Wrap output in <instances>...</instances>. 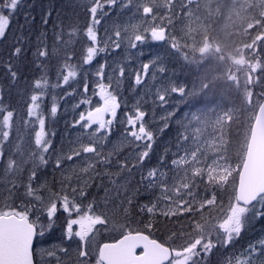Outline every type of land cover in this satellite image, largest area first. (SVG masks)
<instances>
[{
    "label": "trees",
    "instance_id": "16d2710c",
    "mask_svg": "<svg viewBox=\"0 0 264 264\" xmlns=\"http://www.w3.org/2000/svg\"><path fill=\"white\" fill-rule=\"evenodd\" d=\"M6 2L9 0H0V13L9 16L6 34L0 38V99L3 100V104H0V115L4 117L11 111L13 116L9 121L8 148L4 143L0 146L3 151L0 157V183L10 184L14 182V178L16 183L15 187L12 185L11 189H8L9 192L0 190V205L12 206L19 201L18 197H28L25 195V187L21 185H23V180H28L34 167L37 168L39 174L36 182L41 177L42 183L45 180V185L47 180L53 184L55 189L60 185L59 182H53L60 175L55 172L57 169L52 160L47 161L46 168H44L38 158L35 161L31 158L33 150L36 149L32 134L25 137V143L20 149L14 145L20 142L17 140L16 129L33 121V117L27 114L25 101L29 100L33 94L35 81L37 79L42 81L38 91L42 92L43 96L38 103L41 104L42 113L45 115V125L51 126L50 132H45L48 137L51 136L52 141V146L45 154V159L49 156L63 159L71 154L67 149L71 147V141L65 133L71 129L74 121L78 120L82 113L85 115L90 107L96 106V104H91L94 99L88 101L86 98L90 99L93 95L92 90L96 87L94 81L100 66L103 65L104 79L110 82L109 89L117 95L119 107L116 120L118 122L115 128H111L110 137L101 140L100 151L108 156L115 149L119 155L113 153L110 159L104 164H99L95 171L88 174L83 173L84 167L76 168L72 173V182L68 186H65L63 182L64 193L67 195L70 189L83 188L86 198L80 197L79 193L75 192L78 196L77 203L83 209L79 213L83 215L87 212L108 218L106 225H97L101 231V242L113 240L125 232L140 231L172 248L183 245L189 238L187 234L192 232L189 223L193 219V214L180 212L178 210L180 202L177 200L173 203L176 196L173 194L168 198L169 202L164 203L165 207L156 205L155 212L150 214L146 208L150 203L155 202L152 195L156 194L159 189L157 186L148 188L139 183L141 176H144L139 168L161 165L162 162L158 160L162 154L161 151L167 152L170 147L178 146L177 135L180 130L185 129L181 126L174 127L173 121H182L187 114L186 122H191V124L197 121L204 122L207 119L205 112L211 113L215 117L216 124H220H215V126L224 139L215 155H221L223 148L225 154L230 155L235 164L241 163L240 159L243 157L249 132V124H246L243 110L248 101L250 88L248 82L232 77L231 72L238 60L242 59L254 64L257 59L262 58L263 51H261L260 41L256 45H253V41L264 32V0H253L250 3L247 0H184L188 7L184 9L183 15H180L178 4L174 5L173 9H165L164 0H156V15L166 16L171 11L177 14L178 18L173 20L171 26L168 25L167 19L160 21V19L154 20L152 16L145 17L142 9L137 12L138 2L152 4V0H132L129 7L122 6L120 0H117L114 5L108 4L107 0H98L100 7L96 16L100 18V21L102 20V23L96 26L98 39L105 31L111 32L115 28L108 29L105 26L107 20L119 22L116 28L125 32L126 35L119 48L115 47L113 41L99 43L97 47H104L105 51L97 52L93 60L87 64L84 63L86 37L83 33L92 19V14L88 9L92 7L93 0H18L15 10L3 11V5ZM123 3L127 4L128 0H123ZM176 3L177 0H173V4ZM216 5H219V11H230L231 9L232 17L238 20V24L233 25V31L232 29L227 31V36L234 41L232 47L227 50L223 47V42H226L224 37H227H223L221 32L218 33L220 27L218 21L221 15L215 16ZM134 17H141L142 20L130 27L128 20H133ZM157 24L165 26L169 34L175 31L180 38L178 51L170 47V40L152 41L150 33L144 41L137 42L136 47H131L128 38L134 32L143 34L145 27L150 28ZM61 32L62 38L58 39L57 34ZM217 38L220 39V44L217 49H214V40ZM15 47L22 48V53L18 59L12 61L14 65L12 70L18 72L17 79L12 80L7 62L9 54L14 52ZM41 50L47 52L45 57H38L37 53ZM226 55H228L227 62H224ZM144 64L149 65L147 75L144 72ZM226 65H228L227 71H225ZM120 67L126 69L122 76L114 71L115 68ZM70 70L76 71V76L70 77L69 81L64 83L63 76L67 75ZM137 74L141 77L140 84L135 82ZM45 80L47 83H43ZM169 80L173 82L172 85H182L185 89L184 95L178 103H175L170 97L173 94L167 96L170 91L166 94L170 107L178 110L170 116L173 121L167 122V127L163 126L156 134L154 133L151 143H157L160 138L169 141L166 142V146H163L164 148L157 145V148L155 147L156 149L142 163L132 160L130 154L133 137L127 134L124 136L127 140H124L122 135H115V133H123L126 130V109L129 110L127 111L129 115L134 112L137 105H140V110L147 114L146 120H153L154 126L157 123H164V120L155 121L156 112L153 107L156 102L150 103L149 100L158 98V94ZM96 99L100 101L98 97ZM133 99L135 107L131 110L129 101ZM260 99H262L261 93L257 100L260 101ZM53 103L57 106L54 116L50 111ZM233 108L239 113L236 111L234 113ZM250 110H254V107ZM238 115H241V118ZM1 118L0 116V120ZM2 125L4 123L0 122V127ZM186 132L189 137L188 141H190L191 133ZM89 135L88 130L83 131L86 143ZM141 142L148 143L146 140H141ZM167 155L168 153L165 154ZM7 156H10L16 164L13 168L4 170V165L8 163ZM88 156L91 162V154ZM125 158H128L130 165H133L131 175L127 170L121 172L117 165L118 160L122 161ZM41 167L44 172L40 174ZM65 174L68 176V173ZM21 178L22 181H20ZM235 179L234 176L236 185ZM186 180L185 182L190 184L194 183L193 193L198 192L201 195L203 191L205 192V189L201 187L203 182L197 183L195 179ZM177 188H180V185ZM227 191L229 190L226 188L224 192ZM230 191L233 192V187ZM184 199H188L186 193ZM129 200L131 203H128ZM200 200L195 199L193 203L198 213L195 215V220L201 223L203 221L200 220V215H203L205 219H213L220 214L221 208H226L225 203L228 202L224 196L218 194L215 197L214 207L206 205L199 210ZM89 205L92 209L86 210V206ZM2 212L5 211H0ZM166 212H175V215L165 216ZM58 215L59 213H56V217ZM254 226L264 227V215H257L256 212L248 215L238 236L245 237V229ZM236 237V234L232 235V239ZM98 238L100 239V236ZM239 240L237 238V242ZM204 242H208V239ZM214 256L215 254L212 257Z\"/></svg>",
    "mask_w": 264,
    "mask_h": 264
},
{
    "label": "snow or ice",
    "instance_id": "6c2138e0",
    "mask_svg": "<svg viewBox=\"0 0 264 264\" xmlns=\"http://www.w3.org/2000/svg\"><path fill=\"white\" fill-rule=\"evenodd\" d=\"M108 4L114 5L117 3V0H107ZM122 6L129 7L131 5L132 0H128L127 4L123 3V0H120ZM180 8V15L184 14V9L188 7V5L184 2V0H177L176 4H173V0H164L163 7L165 9H173L174 5H177ZM18 5V0H10V2H6L3 5V11H11L15 10ZM87 7V6H85ZM100 7L98 0H93L92 7L88 9V11L92 14V19L88 23L87 27L84 29L83 35L86 37L84 42V63L87 64L93 60L96 56L97 52H104V47H97V45L101 42L98 39L96 25L100 23L97 20L96 13L97 8ZM137 12L142 9V13L145 17L152 16V18L168 20V25L171 26L174 19H177V14L174 11H171L170 14H166V16H158L156 15V0H152V4L148 3H137L136 5ZM9 24V16L3 15L0 13V38L4 37L6 34V28ZM150 33V37L152 41H165L170 40V47L174 50L179 49V37L175 34L173 30L172 34L166 32L165 26H161L159 24L151 26L150 28L145 27L143 34L133 33L132 36L128 38V43L131 47H136L137 42L144 41L148 34ZM126 33L120 30L115 31V47L119 48L121 42L123 41ZM57 38H62V32L57 34ZM264 39V34L261 36H257L253 41V45H256L258 41ZM113 37L109 35L108 42H112ZM22 53V48L15 47L14 52L9 54V59L7 62L8 71L10 72V79L16 80L18 77V72L13 71L14 65L12 61L18 59ZM38 57H45L47 55L46 51H38ZM143 68L147 70L149 68L148 64H144ZM104 66H100V71L97 73L98 76H103ZM258 69H264V63L261 62L260 59L256 60V63L251 65L252 73H256ZM121 76L124 73V69H120ZM76 71L70 70L67 75L63 76V82L67 83L70 77H75ZM136 84L141 83V77L139 74L136 76ZM43 83H47V81H43ZM42 84L40 79L35 81V89L33 94L30 96L29 100H26L27 103V114L29 117H35L39 123L40 130L35 134V145L36 149L34 150L31 158L35 161L37 158L40 163H46L45 154L50 149V140H45V115L42 113L41 104L38 101L43 96L42 92H39ZM87 87V86H86ZM100 100L102 103L95 107L94 109L88 111L87 116L83 113L80 115L78 120L74 121V125H81L83 129L88 130L89 137L87 138V143H84V138H81L79 148H71L69 149L70 155L65 156L63 159L67 161H72L74 159L81 158L84 154H91V162H86V166L83 168V173L88 174L89 172L95 171L96 167L99 164H104L108 159L111 158L113 153L119 155V153L113 149V152L109 153L108 156H105L100 148L102 147L101 140L107 139L110 137L111 133V119H105V115L108 114L111 117H116L117 108L119 107L117 95L113 94V91H110L108 87L104 83L98 84ZM171 93H179L182 96L184 95V87L182 85H171L165 86L162 91L158 94V99L161 102L166 100V94L168 92ZM0 104H3V100L0 99ZM51 114L54 116L57 112V106L55 103L51 106ZM13 116V112L9 111L7 115L4 116V126L7 128L9 126L10 118ZM146 113L139 109V107L135 110L134 115L128 116L127 123L132 126L133 130L128 133L130 137H133L135 141L146 140L148 143L143 145L145 148L144 151L140 152L138 155L132 156L131 159L138 160L141 163L146 160L149 156V151L152 147L151 141L154 139V133L146 127L144 123V118ZM185 119H187V114L185 115ZM84 122L81 124V122ZM139 122V124H138ZM27 123V121H26ZM138 124V130H137ZM98 125L95 127L94 131L92 126ZM167 127V125H165ZM181 127L186 128L185 125L181 123ZM184 130L183 133H178L177 140L178 145L182 146L183 144H187L188 135ZM9 137L8 131L3 132L4 140H7ZM2 144V141H0ZM3 151L0 148V157H2ZM178 159H173L171 161V165H187V150H185V155L181 156L179 153V148L177 153L175 154ZM191 157L193 160L196 158V153H191ZM166 163V161L162 158V165ZM16 164L15 161L9 160L8 168L11 169ZM117 165L120 168L121 172L127 170L128 174L131 175V168L133 165H130L128 162V158L124 160H118ZM56 167L62 168L63 161L60 157H57ZM217 169L209 164L207 166V180L209 183H224L227 181L226 175H218ZM107 175H111L110 173H106ZM204 174V169L195 168L193 169V177H200ZM157 175V169L149 170L147 177L141 176L140 184H144L147 181L148 186L155 187V177ZM160 175H164V173H160ZM228 175H231V172H228ZM37 179V168L34 167L31 170V174L28 176L27 185H21L25 187V195L33 198V203L30 206H26L23 211H16L12 209L10 211H5L0 213V264H34V255L32 251L33 246V237L37 234L36 229L38 227L37 221L42 219V217L46 214L49 222L51 223L53 217L58 211L59 207H62L65 212H68L69 215L72 214V210L75 209L78 213L82 212L83 209L79 203L76 202L75 199L70 200L68 195H63L61 197L60 192L52 191L50 186L42 185L37 187L34 185V180ZM161 184L164 186V194L165 199H168L172 196L171 191L167 188V182L161 181ZM194 183L190 184L188 182H184L183 180L180 183V188L178 189V195H176L173 199V203L177 200L180 202L179 211L183 213H191L193 214V219L189 223V227L192 229V232L188 233V239L185 240V243L178 248L165 247L163 243L157 242L155 239H150L149 236L143 235L140 232H136L133 235L131 232L124 235L122 239L116 241L115 243H105L99 249V258L97 260V264H200L199 257L202 255H207L213 244L209 239L208 242H204L208 237H210L213 233H216L217 237L221 235V231L223 233H227V239L224 241L228 243L232 239V235H239L242 229L243 221L245 214L254 211L257 215H264V208L260 210H256L254 207V203L259 202L264 204V183H254L248 186L247 190H245L244 182L241 181V184L236 188V194L234 198L230 201L227 209L221 208L220 214L214 217L212 220L205 219L203 215H200L201 222H196L195 215L196 207L193 201H195L196 196L199 194L193 193ZM15 187V185H13ZM64 189V183L61 182V191ZM42 190L47 192L48 195H42ZM73 192H78L79 196L82 198L85 197V192L83 188L73 189ZM187 194L188 199H184V194ZM127 195V193H125ZM128 203H131L129 200ZM215 204V197L213 196L211 199H203L200 201V208L203 209L205 205L209 207ZM91 208V205H89ZM33 212L36 215L35 220H30L29 212ZM153 209L151 207L148 208V212H152ZM175 215V212H166L165 216ZM108 218L102 215H89L87 212H84L83 215H79L77 219H70L68 221L67 231L69 234L72 233V225L78 224L80 226V230L75 232V235L80 237L83 241L86 237H88L89 233L93 231L94 225H106ZM213 220L215 222H213ZM151 227V225H149ZM42 234V233H41ZM183 238V236L181 237ZM260 247L257 248L254 245H250L247 249V255L244 260L241 261L237 259L236 264H264V240L259 242ZM142 245L143 253L141 255L135 254V249ZM86 251H79L80 257H86ZM86 264V262H83Z\"/></svg>",
    "mask_w": 264,
    "mask_h": 264
},
{
    "label": "rangeland",
    "instance_id": "374dc122",
    "mask_svg": "<svg viewBox=\"0 0 264 264\" xmlns=\"http://www.w3.org/2000/svg\"><path fill=\"white\" fill-rule=\"evenodd\" d=\"M247 1H248V3H250L253 0H247ZM258 1H260V0H258ZM9 2H10V0H9ZM221 7H223V6H221ZM98 8H97V10H98ZM218 8H219V5H216L215 16L221 15V17L219 18V21H218V24L220 26L218 33L221 32L223 37L226 36L228 38L227 39L224 37L226 42L225 41L223 42V44H224L223 47L225 50H227V48H231L232 44H234V41L230 40V38L227 36V31H229L230 29H232V31H233V25L235 24V26H236V24H238V20H236L234 17H232L231 9H230V11H219ZM95 18L100 21V18H98L97 16ZM134 18L135 19H133V20H128L130 27L135 26L138 21L140 23V21L142 20L141 17L140 18L134 17ZM99 24L96 26L98 27ZM118 24H119V22H116V21L107 20L105 22V26L108 29H112L113 27H115V28L111 32L105 31V33L101 34L100 35V40H101L100 43L104 44L105 41H108L109 35H111L113 37V42H115L114 33H115V31L118 30L116 28V26ZM224 32L226 34H224ZM263 34H264V32H263ZM214 42H215V44L213 47H214V49H217L219 44H220L219 43L220 39L218 40V38H217L216 40H214ZM240 44L243 45V43H240ZM259 44L261 45V48H262L261 51H263L262 52V58L260 60L262 63H264V39H261ZM155 49L157 50V48H155ZM227 57H228V55H226L224 62H227ZM95 62H97V61H95ZM252 64H253L252 62H246L242 59L238 60L235 63V66L231 72L232 77L241 78L242 80L249 83L248 87L250 88V92L248 95V101L246 102V104L244 106V110H243V112L245 114L246 124H249V130H250V125H251L252 120H253L254 112L256 110V106L259 102L257 99H258L260 93H261L262 99H264V69H258L256 73H252V71H251V65ZM121 68L124 69V73H125L126 69L124 67H120L117 69L115 68L114 71L121 74L120 73ZM227 69H228V65H226L225 71H227ZM144 72H145V75L148 74V71L145 69H144ZM104 76H105L104 73H103L102 77L97 75V77L94 81V84L96 85V87H95V89L92 90L93 95L91 96L90 99L86 98V100L90 101L91 99H94V101H91V104H96V106L90 107L88 110L94 109L95 107H98L100 105V103H102L101 100L96 101L97 100L96 97H98L99 99H100V97H99V95H97L98 92H95V90H97V91L99 90V88H98L99 83H104L107 87L110 85V82L105 81ZM169 82H168V84H166V86L172 85V81L169 80ZM108 89H109V87H108ZM170 94H173L170 97H171V100L175 103H178L182 98V95L179 93H171L170 92V93H168L167 96H169ZM86 95H89V94L86 93ZM71 96H74V95H71ZM168 100H170V99L168 98ZM153 101L156 102L155 106L153 107V110H155V112H156L155 121L164 120L165 122L161 123V124L157 123V125L154 126L153 120H150V121L146 120V117H147V114H146V116L144 118V123H145L146 127L148 128V130H150L156 134V132L158 131L159 128H162L163 126L167 125V122L173 121V119H171L170 116H173L175 111L178 109L170 107L168 101H166V100L164 102H161L158 98H156V99L150 98L149 102L152 103ZM129 102L131 103L130 105H131V110H132L135 107V100L129 101ZM139 106L140 105H137L135 107V110ZM252 107H254V110H250ZM139 109H140V107H139ZM135 110H134V112L129 113V115H128L127 111H129V110L126 109V113H125V118H126L125 128H126V130H124L123 133H115L116 136L122 135L123 139L127 140V138H125L124 136H126L128 134V132L130 133L133 130L132 126L128 125V123H127L128 116L134 115ZM232 111H234V113H235V111H236V113L238 112L236 109H234ZM228 112H231V111H228ZM117 115H118V109H117L116 117H111L108 114L105 115V119H111L112 120L111 128L112 127L115 128L116 123L118 122V121H116ZM0 116L2 117L0 122L4 123V117L2 115H0ZM205 117L207 119L204 122L197 121L194 124H191V122H186L185 119H183L182 121L179 120L177 122L173 121L174 127L181 126V123L183 125H185L186 126L185 131H190L191 137H190V141H188L187 144H183L182 146L178 145L175 147H170L169 151H167V152L161 151L162 154L159 156L158 160L162 162V158H163V160L166 161V163H164L163 166H161L162 165L161 164L159 166H154V167L149 166L147 168H144V167H141L138 163L133 162V164H136L137 166L141 167V168H139V170L141 172H143L145 177H147L149 170L157 169V175L154 179H155V186L158 187L159 191L156 194L152 195L155 202L150 203L146 208L147 210L149 207H151L153 209V211L150 212V214L155 212L156 205L157 206L161 205V206L165 207L164 203L169 202L168 199H165V197H164V190H163L164 186L161 184V181L167 182V188L171 191V193L173 195L179 194L178 193L179 188H177V187H178V185H180L182 180L185 182V181H187L186 179H195V181L197 183L203 182V185L201 187H203L205 189V192L203 191V193L201 195L198 194L196 196V200L197 201L199 199L203 200L205 198L211 199L213 196L216 197L218 194H220V195L225 197V200L228 201L227 203H225L226 208H224V209H227L230 201L234 198V190H235V186H236L234 183V176L237 179L238 171H239L241 163L243 161L242 160L243 157H241V159H240L241 163L239 165H237L232 161V157L230 155L225 154V151L223 150V148H222V154L223 155L222 154L221 155L220 154L215 155L218 152V149H217L218 146L221 143L223 144L224 139L221 136L220 132L217 130V127L215 126V124H216L215 117L209 112H205ZM238 117L241 118V115H238ZM32 120H33L32 122L30 121V122H28V124H24L23 126H21L20 129H18V128L16 129V134H17V138H18L17 140L20 141V142L14 144L17 149L21 148L22 144L25 143V137L28 136L29 134H32L33 139L35 141V134L37 131L40 130V128H39V123L36 120V118L33 117ZM83 123L84 122L82 121L81 124H83ZM138 124H139V122H138ZM138 124H137V130H138ZM216 125H220V124H216ZM95 127H98V125L92 126L93 129H95ZM151 128H153V129H151ZM50 130H51V126L45 125L44 132L49 133ZM85 130L86 129H83L81 127V125H74L73 124L71 126V129L65 133V136H68L69 140L71 141V147L67 148L68 150L71 148H77V149L79 148L81 138H83V131H85ZM4 131H8V133H9V137L7 140H4V138H3V132ZM9 131H10V126H8L6 128L4 125H2L0 127V139L2 141V144H0V146L3 145V143H4L5 147L8 148V140L10 139V132ZM179 132L183 133L184 130L182 129ZM248 135H249V132H248ZM50 137H48L47 134H45L44 139L47 141V140H50ZM168 141L169 140H164L163 138H160L157 143H151L152 147L149 151V156L152 153V151L157 148V145L161 148H164L163 146H166V142H168ZM83 142L86 143L85 140ZM132 143H133V145L131 146L132 152L130 155L135 156V155H138L140 152L145 150V148L143 147V145H145V144H143L141 141H135L133 138ZM51 146H52V141H51L50 147ZM178 148H179V153L181 156H184L185 150H187V159H188L187 165H176V166L171 165V161L173 159L179 158L175 155L178 151ZM193 152L196 153L195 160H193V158L191 157V153H193ZM167 153H168V155L165 156V154H167ZM243 155H244V153H243ZM9 160H12V159H10V156H7V161L9 162ZM49 160H52L54 162V167L57 169V170H55V172L60 175V176H57L56 180H53V182H55V181L59 182L60 185H58L55 189L53 184H50L49 180H47L46 185L50 186L51 190L55 189L56 192H60L61 197H63V195H66V194L64 193L65 192L64 190L61 191V182H65V186H68L69 183L72 182L73 171H75L76 168L80 169L82 167H85L86 162H89V156H88V154H84L81 158L74 159L73 161H67V160L62 159V161H63V167L62 168L56 167V160H57L56 157H52V158L50 156L46 157V161H49ZM42 164H43L44 168H46L47 162L42 163ZM209 164H212L218 170L217 171L218 175H226L227 181L222 183V184H220V183H209L207 180V166ZM41 168H42V170H39L40 174L44 172L43 167H41ZM195 168L204 169V174L200 177H193V169H195ZM6 169H8V163L6 165H4V170H6ZM228 172H231V175H228ZM65 173H68V176ZM160 173H164V175H160ZM37 175H39L38 172H37ZM44 179H45V177H44ZM52 179H53V177H52ZM236 179H235V181H236ZM20 181H22V178L20 179ZM44 181L42 183V178L39 177L37 182H36V180H34L33 183L35 186L40 187L42 185H45ZM15 183H16L15 178H14V182H12L10 184L4 185V184L0 183L1 192H4V191L9 192L8 189L10 187H12V185H14ZM27 183H28L27 179L22 181L23 185L27 184ZM144 185L148 188H152V187L148 186L147 181H145ZM232 187H233V192L230 191V188H232ZM226 188L229 191L224 192V190ZM148 191H149V189H148ZM195 191L197 192L196 189H195ZM229 192L232 195H230ZM41 193H42V195H45V196L48 195L47 192L42 191ZM67 195L69 196L70 200L75 199L76 202L78 201L77 200L78 196H76V194L73 192L72 189H70V191H69V193H67ZM231 196H232V199H231ZM9 199L11 202V198H9ZM18 200L19 201L15 205H12V206L0 205V211H8L10 209L11 210L15 209L16 211H23L26 206H30L31 203L34 202L33 198L24 197V196H21L20 198L18 197ZM200 201L198 202V209L202 210L200 208ZM215 205H216V201L212 207H214ZM207 207H209V206H207ZM254 207L256 210H260V209L264 208V204L256 202V203H254ZM89 209H92V208H90L89 206H86V210H89ZM253 212L254 211H250V212L245 214L242 228L246 222V218L248 217V215L252 214ZM57 213H59V215L56 217V214H55L51 223L49 222L46 214L42 217V219L37 221V224H38L37 230L39 231L40 235H39V239L37 241V244L34 247V251H35L34 257L36 260V264H83V262H86V264H97L98 245L101 242V237H102L101 231L97 228V225L93 226V231L91 233H89L88 237H86L85 240L82 241L80 239V237L75 235V232L80 230V226L78 224L72 225V233L71 234H69L67 231L68 221L70 219H77L79 215H82V213H78L75 209H73L72 214L69 215V213L65 212L62 207L58 208ZM88 214L94 215L92 213H88ZM29 215H31V218L33 220L36 219V215L33 212L30 211ZM210 220H212V219H210ZM213 222H215V221H213ZM220 231H221V235L219 237H217L216 233H213L210 237L207 238L208 240L209 239L211 240L213 247L211 248L210 252L207 255H202L201 257L198 258L200 261V264H236L237 259H239L241 261L244 260L245 256L247 255V249L249 248L250 245H254L257 248H259L260 247L259 242L261 240H264V227L263 226L249 227L248 229H245V231H246L245 237L237 235L236 238L231 239L228 243L224 242L227 239V233H223L222 230H220ZM241 231H242V229H241ZM98 236H100V239L98 238ZM237 238L240 239L238 242H237ZM81 250L87 252L86 257H80L79 256V251H81ZM213 254H215L214 257H212Z\"/></svg>",
    "mask_w": 264,
    "mask_h": 264
},
{
    "label": "water",
    "instance_id": "95a60500",
    "mask_svg": "<svg viewBox=\"0 0 264 264\" xmlns=\"http://www.w3.org/2000/svg\"><path fill=\"white\" fill-rule=\"evenodd\" d=\"M242 180L244 182L245 190H247L248 186L251 184L257 182L264 183V99L259 103L250 127V133L246 144L244 158L237 176L236 188L238 187V185L241 184ZM131 233L135 235L136 232H131ZM140 233L143 235H147L146 233L143 232ZM124 235L120 236L117 240L113 242L101 243L98 247V258H99V249L103 244L115 243L116 241L122 239ZM149 238L154 239L150 236ZM157 242L159 241L157 240ZM165 247L168 246L165 245ZM143 251H144L143 246L140 245L135 249V254L141 255Z\"/></svg>",
    "mask_w": 264,
    "mask_h": 264
},
{
    "label": "bare ground",
    "instance_id": "6f19581e",
    "mask_svg": "<svg viewBox=\"0 0 264 264\" xmlns=\"http://www.w3.org/2000/svg\"><path fill=\"white\" fill-rule=\"evenodd\" d=\"M161 21V20H160ZM141 53V52H140ZM177 79V78H176ZM166 80V79H165ZM170 83V82H169ZM173 83V82H172ZM134 100V99H133ZM119 237H117V238H115V239H113V240H107V241H103V242H100L99 243V245L101 244V243H104V242H113V241H115V240H117ZM160 242V241H159ZM165 245V244H164ZM167 246V245H166Z\"/></svg>",
    "mask_w": 264,
    "mask_h": 264
}]
</instances>
